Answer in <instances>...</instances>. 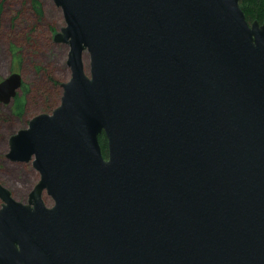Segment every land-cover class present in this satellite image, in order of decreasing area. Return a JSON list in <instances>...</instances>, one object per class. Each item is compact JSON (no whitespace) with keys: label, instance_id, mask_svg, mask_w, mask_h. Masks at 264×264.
<instances>
[{"label":"water","instance_id":"95a60500","mask_svg":"<svg viewBox=\"0 0 264 264\" xmlns=\"http://www.w3.org/2000/svg\"><path fill=\"white\" fill-rule=\"evenodd\" d=\"M52 2L70 78L8 140L39 179L26 204L0 184V264H264V23L239 0Z\"/></svg>","mask_w":264,"mask_h":264},{"label":"rangeland","instance_id":"374dc122","mask_svg":"<svg viewBox=\"0 0 264 264\" xmlns=\"http://www.w3.org/2000/svg\"><path fill=\"white\" fill-rule=\"evenodd\" d=\"M37 1L43 13L40 18L32 0H0V82L12 73L20 74L22 80L15 97L6 105L0 104V184L24 204L39 175L30 163L6 160L8 140L27 128L31 118L50 114L59 105L61 84L70 78L68 47L53 42V36L65 25L62 13L52 0ZM11 47L16 50L13 54ZM87 61L85 55V71ZM16 97L24 98L21 115L14 109ZM42 199L47 207L53 205L45 193Z\"/></svg>","mask_w":264,"mask_h":264},{"label":"trees","instance_id":"16d2710c","mask_svg":"<svg viewBox=\"0 0 264 264\" xmlns=\"http://www.w3.org/2000/svg\"><path fill=\"white\" fill-rule=\"evenodd\" d=\"M239 7L245 15L248 23L257 21L260 25L264 23V0H239ZM32 8L37 16H42L41 4L37 0H32ZM12 54L16 52L15 48L11 47ZM88 66V61H87ZM24 104L23 97L15 98V112L21 115L22 107ZM98 142L101 148L103 157L107 156V141L103 134L98 136Z\"/></svg>","mask_w":264,"mask_h":264},{"label":"bare ground","instance_id":"6f19581e","mask_svg":"<svg viewBox=\"0 0 264 264\" xmlns=\"http://www.w3.org/2000/svg\"><path fill=\"white\" fill-rule=\"evenodd\" d=\"M84 68H85V66H84Z\"/></svg>","mask_w":264,"mask_h":264}]
</instances>
